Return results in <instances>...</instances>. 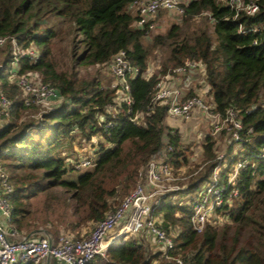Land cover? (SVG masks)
Returning <instances> with one entry per match:
<instances>
[{
    "label": "trees",
    "instance_id": "obj_1",
    "mask_svg": "<svg viewBox=\"0 0 264 264\" xmlns=\"http://www.w3.org/2000/svg\"><path fill=\"white\" fill-rule=\"evenodd\" d=\"M134 1L0 0V36L8 40L0 49V88L15 98L9 119L0 127V168L12 185L10 224L25 234L48 224L55 238L62 229L81 238L82 227L102 220L141 181L138 173L154 154L174 146L165 160L180 170L188 162L189 144L186 151L179 149L181 136L165 121L167 104H153L152 96L156 84L174 68L196 61L203 64L206 97L214 102V111L224 115L233 109L240 117L241 140L230 141L220 160L215 141L207 135L203 167L182 181L179 193L192 197L211 181L216 165L222 164L224 180L233 164L243 160L237 179L239 195L223 205L217 221L207 223L200 233L192 227L189 205L165 199L154 214L161 216V226L173 239L168 254L180 256L185 263L264 264V0H256L259 10L246 19L249 26L260 27L258 32H239L240 19L234 18L228 0H188L180 23L171 22L165 31L151 34L134 25ZM10 38L22 48L37 51L35 61L28 56L19 59V72H36L62 97L40 119H22L27 109L7 72L13 58ZM157 48L166 55L158 70L144 77ZM121 49L139 68L129 86L132 114L140 115L141 121H130L124 107L116 115V124L105 130L109 118L102 121L100 114L112 119L107 108L113 106L115 92L102 87L87 69L107 66ZM98 133L109 146L100 144L96 166L64 179L75 168L59 153L63 143L77 140L87 145ZM143 234L147 232L139 233ZM147 249L127 238L87 264H154L164 256L160 250L150 256Z\"/></svg>",
    "mask_w": 264,
    "mask_h": 264
},
{
    "label": "built area",
    "instance_id": "obj_2",
    "mask_svg": "<svg viewBox=\"0 0 264 264\" xmlns=\"http://www.w3.org/2000/svg\"><path fill=\"white\" fill-rule=\"evenodd\" d=\"M182 0H136L131 4L132 11L136 14L134 25L146 32L155 29V20L160 11L184 12ZM230 7L234 8V18H239L238 30L241 33L247 31H260L257 25L249 26L247 16L253 15L259 10L256 0H228ZM8 42L6 37L0 36V47ZM12 61L8 65L9 83L19 90L21 105L26 109H37L40 119L42 114L52 111L62 97L58 91L38 77L33 71L19 72V59L23 56L37 59V51L33 47L22 48L16 43L15 38H10ZM257 40L253 41L256 44ZM204 72L201 62L187 60L172 70V73L164 77L177 74L188 76L191 72L200 69ZM112 79L107 86L115 92L114 104L107 108V113H101L100 119L104 121V129L115 125V118L125 107L129 120L140 123V115L132 114L133 97L130 92L129 80L139 74V68L130 63L125 50H119L114 54L107 65ZM152 72L148 69L143 73L148 77ZM163 77V79H164ZM161 79L156 84V90L152 96V103L161 102L167 104L166 119L189 121L197 111L203 115L216 119L213 124V133L226 131L231 142L239 143L242 122L237 112L227 109L224 115L214 111V102H207L200 96L183 94L179 87L168 86ZM14 97L9 96L0 88V123L7 121L14 109ZM1 127V126H0ZM103 139L101 133L94 134L88 141V146L98 147V136ZM103 147L109 144L102 140ZM108 144V146H107ZM86 145V146H87ZM98 149H100L98 147ZM174 146L168 145L166 150L154 154L147 162L143 170L139 171L141 179L131 192L123 199L121 204L106 213L102 220L93 223L92 230L81 238H75L72 232H61L54 237L47 230L43 235L36 229L28 234L20 232L10 224L11 205L8 195L12 190L8 174L0 168V264H87L95 256H105L108 248L129 237H135L142 231L151 235L155 243L160 246L164 257L169 264H188L180 256H172L168 251L174 247L172 237L161 226L154 211L159 204L169 196H176L184 187L180 181L185 177L177 173L170 163L165 160L168 152L174 151ZM179 149L186 151V145L180 144ZM264 155V147L262 149ZM98 158V157H97ZM97 158L82 156L69 162L75 169L93 168L97 164ZM224 160V153L217 156ZM245 166L243 160H237L224 180L221 179L219 165L212 171V179L203 183L196 194L190 197L187 205L191 210L190 221L193 229L200 233L207 223L217 221V211L223 205L239 195L237 179L239 170Z\"/></svg>",
    "mask_w": 264,
    "mask_h": 264
},
{
    "label": "rangeland",
    "instance_id": "obj_3",
    "mask_svg": "<svg viewBox=\"0 0 264 264\" xmlns=\"http://www.w3.org/2000/svg\"><path fill=\"white\" fill-rule=\"evenodd\" d=\"M183 3H186V0H182ZM134 12V11H133ZM135 13V12H134ZM202 17V16H201ZM182 19V14H178L176 11H162L158 14L156 20H155V29L148 32L149 34L155 33V32H163L165 31L166 27L171 23V22H177L180 23ZM197 22H201L202 19L200 17L196 18ZM2 49V47H0ZM166 55V51L162 49H155L152 55H150V58L148 59V69L151 72L157 71L158 68L161 66V62L164 59ZM0 64L3 63V57L0 59ZM202 66L200 65L201 70ZM82 74H86L87 72L89 74L96 75L97 78L100 80V83L102 87H106L110 84V81L112 79V76L110 74V70L108 66L105 65H95L92 67H89L87 69V72L85 70L81 71ZM197 72V71H196ZM203 73V71H202ZM202 73L199 71L198 73H195L193 75V82L195 84L196 89L199 91L203 89V85H206L205 83V78L202 75ZM163 79V78H162ZM200 83V85H198ZM186 90V91H185ZM184 93L186 94L188 89H185ZM183 93V94H184ZM200 97H202L206 102L209 100L206 97L205 93L199 94V93H194ZM39 110L37 109H27V111L24 113L22 119H27V118H33L36 120ZM193 120L192 121H186L182 122L178 120L179 122L171 119H166L169 121V126H172L173 128H176L181 136L180 144L186 145V148L189 144L191 152L187 151L188 156V162L184 164L180 170L176 171L177 173H180V175L184 176L185 178L181 180L180 184H182V181H187L190 177V174L196 170V168H201L203 167V153H202V145L205 142V137L207 135H211L213 140L215 141V153L217 156L222 155L224 153V149H226V146L230 142L229 135L227 134L226 131H219L218 133H213V124L216 122L215 118L203 115L197 111L192 115ZM21 119V120H22ZM6 121H3L0 123V126H3ZM179 125V127H175ZM98 136L99 141L98 142V147L100 148V144L102 143L101 137ZM103 144V143H102ZM108 146V144H107ZM97 146H86L84 145L83 142L80 141H73L72 143L66 141L63 143L62 148L60 149L59 153L62 156H65L67 158V164L75 158H80L82 156L86 157H91V158H97L99 149ZM189 150V151H190ZM223 162V161H222ZM222 164L219 165L218 169H221ZM91 168H85V169H75L69 172L64 176V179H73L75 176L81 174L85 170H88ZM176 169V168H175ZM193 170V171H192ZM131 192V191H130ZM126 197V196H125ZM190 197L187 194L184 193H179L176 196H169L166 200L167 202H173V203H178L179 205H187ZM158 220L161 221V216L157 215L156 216ZM93 228V224L88 223L86 226L82 227L80 231V235H85L89 233ZM40 231L38 235H43V232H46V230L50 232L49 225H43L38 228ZM61 232H71V230H64L62 229ZM60 232V233H61ZM59 233V234H60ZM74 233V232H73ZM52 234V233H51ZM129 238H134L138 241H140L143 245H145L148 249V255H153L155 252H159L161 249L160 246H158L155 241L152 238H149L146 234L143 235H136L135 237H129ZM161 251V250H160ZM163 253V252H162ZM154 264H169L168 259H166L162 254L159 256L157 261Z\"/></svg>",
    "mask_w": 264,
    "mask_h": 264
},
{
    "label": "crops",
    "instance_id": "obj_4",
    "mask_svg": "<svg viewBox=\"0 0 264 264\" xmlns=\"http://www.w3.org/2000/svg\"><path fill=\"white\" fill-rule=\"evenodd\" d=\"M186 1H188V0H186ZM197 71V72H196ZM201 72L202 73V71L201 70H195V71H193V72H191L188 76H180V75H177V74H174V75H171V76H169V77H164V83L166 84V85H168V86H177V87H179L180 88V90L182 91V93H184V90L185 89H188L187 90V92L188 91H193L194 93H199V94H201V92L202 93H207V86L206 85H203V89H201L200 91L198 90V89H196V87H195V84H194V82H193V75L195 74V73H198V72ZM202 75L204 76V73H202ZM198 85H200V83L198 84ZM186 91V90H185ZM186 92V93H187ZM185 94V93H184ZM197 114H198V112H197ZM193 120V118H191L190 120H189V122L190 121H192ZM166 121V123L168 124L169 123V121L168 120H165ZM175 121H177V122H179L178 120H175ZM169 125V124H168ZM170 127H172V126H170ZM175 127H179V125H177V126H175ZM173 128V127H172ZM176 129V128H175ZM147 236L149 237V238H152V236L151 235H149V234H147ZM153 239V238H152ZM157 260H155V262H156Z\"/></svg>",
    "mask_w": 264,
    "mask_h": 264
}]
</instances>
